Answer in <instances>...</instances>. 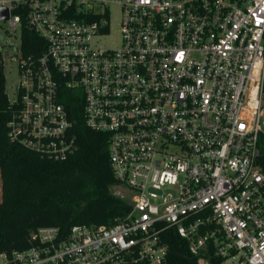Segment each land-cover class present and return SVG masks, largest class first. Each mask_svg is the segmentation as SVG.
I'll use <instances>...</instances> for the list:
<instances>
[{"label":"built area","instance_id":"obj_1","mask_svg":"<svg viewBox=\"0 0 264 264\" xmlns=\"http://www.w3.org/2000/svg\"><path fill=\"white\" fill-rule=\"evenodd\" d=\"M0 8L9 12L2 22L45 42L39 55L21 43L9 140L50 160L74 154L61 99L80 92L87 127L109 137L116 186L128 191L118 196L132 205L111 225L66 235L41 227L27 249L0 252V264H165L170 230L198 264H264V0H0Z\"/></svg>","mask_w":264,"mask_h":264},{"label":"trees","instance_id":"obj_2","mask_svg":"<svg viewBox=\"0 0 264 264\" xmlns=\"http://www.w3.org/2000/svg\"><path fill=\"white\" fill-rule=\"evenodd\" d=\"M21 38L24 54L43 52L44 40L30 28H23ZM61 102L75 124L79 148L74 154L55 161L11 142L12 110L0 54V252L27 249L31 233L41 227H57L66 235L75 225H111L131 210L130 201L115 192L109 137L87 127L81 93L66 92ZM259 151L258 164L264 171V140ZM164 238L169 246L165 264H198L177 233L167 231Z\"/></svg>","mask_w":264,"mask_h":264},{"label":"rangeland","instance_id":"obj_3","mask_svg":"<svg viewBox=\"0 0 264 264\" xmlns=\"http://www.w3.org/2000/svg\"><path fill=\"white\" fill-rule=\"evenodd\" d=\"M118 9L113 11V34L119 37ZM21 28L19 25L13 29L8 22L0 21V54L3 60L5 77V91L12 101L18 93L19 84V58L21 49ZM117 195H128V191L121 186H115Z\"/></svg>","mask_w":264,"mask_h":264},{"label":"water","instance_id":"obj_4","mask_svg":"<svg viewBox=\"0 0 264 264\" xmlns=\"http://www.w3.org/2000/svg\"><path fill=\"white\" fill-rule=\"evenodd\" d=\"M9 17V12L5 8H0V21H5Z\"/></svg>","mask_w":264,"mask_h":264}]
</instances>
